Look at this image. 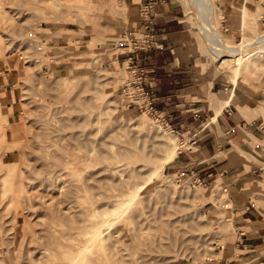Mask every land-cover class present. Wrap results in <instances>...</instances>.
<instances>
[{"label": "rangeland", "instance_id": "374dc122", "mask_svg": "<svg viewBox=\"0 0 264 264\" xmlns=\"http://www.w3.org/2000/svg\"><path fill=\"white\" fill-rule=\"evenodd\" d=\"M174 2L197 46L188 1ZM124 10L122 0H0V75L8 70L12 90L0 98V264H220L232 230L207 201L223 205L222 189L161 163L156 125L167 122L135 88L131 64L107 62L144 35L120 29ZM254 26L251 39L264 28ZM239 81L264 97L263 70Z\"/></svg>", "mask_w": 264, "mask_h": 264}, {"label": "crops", "instance_id": "0c3cea01", "mask_svg": "<svg viewBox=\"0 0 264 264\" xmlns=\"http://www.w3.org/2000/svg\"><path fill=\"white\" fill-rule=\"evenodd\" d=\"M215 2L230 42L239 40L243 22L253 28L264 23V0ZM147 3L152 5L155 45L137 51L121 46L107 62L131 64L154 112L182 138L186 146L179 144L172 167L177 178L222 189L223 205L207 201L214 212L229 216L232 230L223 239L218 263L264 264V97L240 81L233 85L226 74L207 65V55L202 57L194 42L191 46L194 35L174 0H122V31L142 28L139 9ZM67 42L59 48L69 47ZM5 71L0 98L10 100V74Z\"/></svg>", "mask_w": 264, "mask_h": 264}, {"label": "bare ground", "instance_id": "6f19581e", "mask_svg": "<svg viewBox=\"0 0 264 264\" xmlns=\"http://www.w3.org/2000/svg\"><path fill=\"white\" fill-rule=\"evenodd\" d=\"M187 1L190 7L189 8L190 17L195 27L193 30H191V32L198 33L201 38V40L197 42L196 47L200 48L202 51H205L210 56L211 59L215 58L219 61L220 66L229 73L228 80H230V82L233 85H236L239 79L248 73H253L259 70L264 71V28L261 30H258L257 36L251 39L254 34V28L253 26H250L246 24L245 22H243L242 23V33L237 43L228 44L226 42L227 40H225L224 38V35L219 31L218 24L216 22V9H217L215 6L216 0H187ZM263 26H264V23H263ZM246 31H249V34H247ZM132 39L138 40L136 38H132ZM219 73L220 72H217V74ZM156 127L157 129H159V133L157 134V136L161 137L164 140L163 143L162 142L159 143V146L163 145L166 147L165 155L162 159L163 162L161 161V163L170 164V163L175 162L177 159V153L179 151V146L177 145V142H176L177 140L176 136H174L173 134H171V132L168 131L169 126L167 123H165L164 125L158 124L156 125ZM151 176H153L152 173L150 175V178L144 184H142L143 188H146L148 185H150L153 182V178ZM199 193H203V192H199ZM130 202H131L130 199L124 200L121 202L120 206L125 207ZM110 215L111 214H109V217ZM107 221L108 220H104L103 223H106ZM101 226H103V224ZM99 227L97 226V228ZM99 229L94 232L91 238L88 239L89 242H92V241L96 242L95 241L97 239L96 235L99 236ZM99 243H101V241H99ZM86 245L88 247V243ZM83 247H86V246H83ZM91 251L92 250L89 251V248H88V252L87 251L86 252L88 254ZM82 252H80V254H83L85 251L83 253ZM83 258L85 259V257ZM68 259L70 260V258ZM72 264L74 263L72 262Z\"/></svg>", "mask_w": 264, "mask_h": 264}, {"label": "built area", "instance_id": "2783aa9c", "mask_svg": "<svg viewBox=\"0 0 264 264\" xmlns=\"http://www.w3.org/2000/svg\"><path fill=\"white\" fill-rule=\"evenodd\" d=\"M151 11H152V5L150 3H147L143 6H141L139 9V16H140L142 23H143L142 29L144 31V33H143L144 35H143L141 41L138 42L139 45H137V42L132 44L133 47L131 50H133V51L142 50V49H149L155 45V39H154L155 28L153 25ZM131 40H133V39H131ZM131 68H133V67H131ZM133 73L135 75V69H134ZM135 82L136 83H133V84H136L135 88L140 90L141 95H143V97L146 98V94L142 90L141 85L137 79ZM148 105H149V109L152 110V112H154L150 102L148 103Z\"/></svg>", "mask_w": 264, "mask_h": 264}]
</instances>
